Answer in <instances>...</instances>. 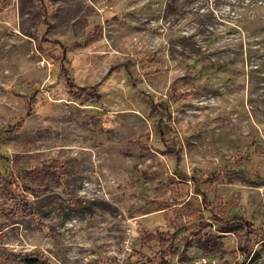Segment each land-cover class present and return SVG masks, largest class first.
Wrapping results in <instances>:
<instances>
[{
  "label": "rangeland",
  "instance_id": "374dc122",
  "mask_svg": "<svg viewBox=\"0 0 264 264\" xmlns=\"http://www.w3.org/2000/svg\"><path fill=\"white\" fill-rule=\"evenodd\" d=\"M0 249L264 264V0H0Z\"/></svg>",
  "mask_w": 264,
  "mask_h": 264
},
{
  "label": "trees",
  "instance_id": "16d2710c",
  "mask_svg": "<svg viewBox=\"0 0 264 264\" xmlns=\"http://www.w3.org/2000/svg\"><path fill=\"white\" fill-rule=\"evenodd\" d=\"M51 43L60 45L61 48H63L62 44L59 41H51ZM65 52H66V49L63 50L64 58H65ZM64 64H65V60L61 65V71L64 72L66 75V80H67L68 86H74V87L76 86L79 89L82 88V89L86 90L85 87L76 84L70 78ZM88 88H93V87H88ZM153 106L155 108L163 111V112H166V113L169 112L168 108L165 107L160 101L158 102V101L153 100ZM21 122L22 121H19L7 129H2L1 133L6 134V135L13 134L14 132H16L20 128ZM158 131H159L161 138L164 139L165 134H164V131L162 130V128L160 126L158 127ZM185 178H186V180H188L187 179L188 177H185ZM204 199L206 200V195H204ZM178 234L179 233L177 232V233L172 235V237L174 238L173 240H175L177 238ZM172 242H174V241H172ZM211 242L212 241H205L204 245L209 246L211 244ZM43 262H44L43 258L37 253H15V252L8 251L6 249H0V264H43Z\"/></svg>",
  "mask_w": 264,
  "mask_h": 264
},
{
  "label": "built area",
  "instance_id": "2783aa9c",
  "mask_svg": "<svg viewBox=\"0 0 264 264\" xmlns=\"http://www.w3.org/2000/svg\"><path fill=\"white\" fill-rule=\"evenodd\" d=\"M184 264H222L217 259L208 257V256H200L185 262Z\"/></svg>",
  "mask_w": 264,
  "mask_h": 264
}]
</instances>
